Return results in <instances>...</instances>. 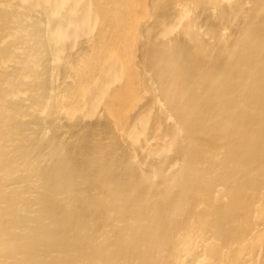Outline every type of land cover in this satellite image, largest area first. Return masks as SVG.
<instances>
[{"label": "bare ground", "instance_id": "6f19581e", "mask_svg": "<svg viewBox=\"0 0 264 264\" xmlns=\"http://www.w3.org/2000/svg\"><path fill=\"white\" fill-rule=\"evenodd\" d=\"M0 264H264V0H0Z\"/></svg>", "mask_w": 264, "mask_h": 264}]
</instances>
